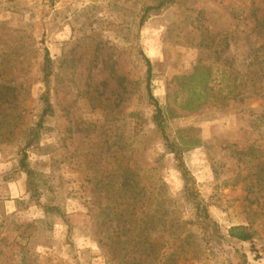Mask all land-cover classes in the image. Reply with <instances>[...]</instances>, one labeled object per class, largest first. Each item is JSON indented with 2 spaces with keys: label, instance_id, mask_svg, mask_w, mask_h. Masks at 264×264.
I'll return each instance as SVG.
<instances>
[{
  "label": "rangeland",
  "instance_id": "obj_1",
  "mask_svg": "<svg viewBox=\"0 0 264 264\" xmlns=\"http://www.w3.org/2000/svg\"><path fill=\"white\" fill-rule=\"evenodd\" d=\"M161 1L0 0V76L23 108V131L0 142V264H264V0ZM46 49L53 112L28 151L35 192L19 142L42 110ZM143 55L155 98L176 111L171 140L203 144L168 151ZM199 64L211 68V97L180 108L188 89L174 77ZM126 173L145 187L134 203ZM116 213L131 231L117 229ZM146 216L151 225L138 226ZM235 225L253 242L231 239ZM127 234L150 236L154 250L132 248Z\"/></svg>",
  "mask_w": 264,
  "mask_h": 264
},
{
  "label": "trees",
  "instance_id": "obj_2",
  "mask_svg": "<svg viewBox=\"0 0 264 264\" xmlns=\"http://www.w3.org/2000/svg\"><path fill=\"white\" fill-rule=\"evenodd\" d=\"M163 2V0L161 1ZM162 4V3H161ZM264 25V18L261 19L260 26ZM144 59L147 63V91L149 95V99L154 104V113H153V123L156 127L157 131L162 135L165 145L170 153L178 154L181 150L182 146H198L203 144V140L201 137L194 136L192 139H186L184 136L180 135L177 139H182V142L179 143L176 140H171L170 135L168 134V119L175 116L176 111L173 107L169 104L166 106L160 105L159 101L155 98L151 84H152V74L153 68L151 61L145 55ZM44 73V80L47 85V91L40 97V102L42 103V110L39 113L38 120L34 123L33 127H28L29 133L26 134L22 142H19V160H18V167L22 171L26 172L29 176V184L30 188L37 192V185L34 180L35 171L30 165L29 161V149L38 146L39 140L41 138V134L45 130V119L47 116L51 115L53 112V104L51 102V93L49 89V83L51 80L52 75V60L50 57V52L48 49L45 51L44 61H43V69ZM225 74V71L222 72ZM212 78L211 68L204 66V65H197L194 67L193 71L189 74L179 75L174 77V81L176 82L179 87L182 89H188V99L186 101H182L180 104V108L188 109V110H195L200 105L207 102V100L211 97V87H210V80ZM238 77H232L231 82L228 83L226 86L228 88V94H233V90L230 89V84L234 85L236 89L238 85H236V80ZM220 97L216 92V100ZM19 101V94L17 91L16 84L13 80L1 77L0 76V142H13L16 135L20 134L23 128H20L18 124H20V119H22V107H20ZM9 134V135H8ZM16 141V139H15ZM191 145V146H190ZM135 174H128L126 173L122 181L120 182L121 190L126 191V193L131 194L127 196V200L129 198L133 199V203L136 202L137 197H141L143 193H145V187L140 185L139 179L136 180ZM183 176L185 178V192L190 198H194L196 208L198 211V215L202 217V219L208 224L207 220L210 219V214L208 210V205L205 202L197 201V196L192 191L191 184H190V177L186 171H183ZM137 189V191H136ZM145 196V195H143ZM144 198V197H142ZM144 206V204L142 205ZM117 214V213H116ZM121 214H117L118 220L116 219V227L118 230H126L127 232L131 231L133 228V224L127 220H123L120 216ZM210 221V220H209ZM145 223L150 224L151 220H149V216L143 218L141 223L138 226H142ZM151 225V224H150ZM112 227V226H111ZM144 227V226H143ZM148 227V226H147ZM145 228V227H144ZM128 235V234H127ZM146 235L147 232H146ZM145 234L143 237L136 240L132 234H129L127 238V244L134 248L139 245L141 249L144 251L154 250L155 244L150 236H146ZM229 236L231 239H235L241 242H253L254 233L248 226L245 225H235L229 229ZM116 242H120V236L115 237ZM133 242V243H132ZM150 253H153L150 252Z\"/></svg>",
  "mask_w": 264,
  "mask_h": 264
}]
</instances>
